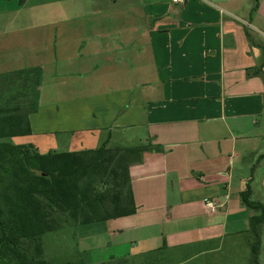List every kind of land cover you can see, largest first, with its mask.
I'll use <instances>...</instances> for the list:
<instances>
[{
  "label": "crops",
  "instance_id": "obj_1",
  "mask_svg": "<svg viewBox=\"0 0 264 264\" xmlns=\"http://www.w3.org/2000/svg\"><path fill=\"white\" fill-rule=\"evenodd\" d=\"M7 3L0 79L27 71L38 93L34 139L18 145L147 148L129 160L137 212L77 226L91 259L73 264H251L242 192L251 179L264 204V0Z\"/></svg>",
  "mask_w": 264,
  "mask_h": 264
},
{
  "label": "trees",
  "instance_id": "obj_2",
  "mask_svg": "<svg viewBox=\"0 0 264 264\" xmlns=\"http://www.w3.org/2000/svg\"><path fill=\"white\" fill-rule=\"evenodd\" d=\"M26 1L17 0L18 6ZM30 112L0 118V264H51L43 258V235L137 212L129 160L145 146L111 148L106 142L92 150L43 154L4 141L32 133ZM250 183L242 197L256 211L250 218L251 264H260L264 204L252 199ZM26 241L35 242L33 252Z\"/></svg>",
  "mask_w": 264,
  "mask_h": 264
},
{
  "label": "rangeland",
  "instance_id": "obj_3",
  "mask_svg": "<svg viewBox=\"0 0 264 264\" xmlns=\"http://www.w3.org/2000/svg\"><path fill=\"white\" fill-rule=\"evenodd\" d=\"M6 0H0V9L7 6ZM3 77L0 79V118L12 114H28L34 109V97L37 95L36 88L32 86L33 81L27 75L24 77L13 76ZM29 78L30 82H29ZM15 108L20 111L15 112ZM34 139L32 136L16 137L5 139L15 145L29 143ZM253 199V195H252ZM85 226L66 227L59 231L47 233L42 236L41 243L44 249L43 258L51 264H73L87 259H91L88 252H84L85 240L83 239V229ZM25 248L34 251L35 242L26 241ZM117 264V263H108ZM119 264V263H118ZM260 264H264V256L261 257Z\"/></svg>",
  "mask_w": 264,
  "mask_h": 264
},
{
  "label": "built area",
  "instance_id": "obj_4",
  "mask_svg": "<svg viewBox=\"0 0 264 264\" xmlns=\"http://www.w3.org/2000/svg\"><path fill=\"white\" fill-rule=\"evenodd\" d=\"M175 2H183L184 0H174ZM206 205L208 207V209L212 212L215 213L217 211H219L222 207L223 204L220 203L218 200L216 199H207L206 200Z\"/></svg>",
  "mask_w": 264,
  "mask_h": 264
}]
</instances>
